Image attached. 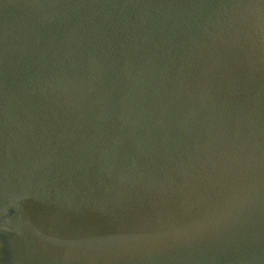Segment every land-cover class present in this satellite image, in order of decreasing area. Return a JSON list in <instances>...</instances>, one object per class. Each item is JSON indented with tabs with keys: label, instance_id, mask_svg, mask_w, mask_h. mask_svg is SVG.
Here are the masks:
<instances>
[{
	"label": "water",
	"instance_id": "1",
	"mask_svg": "<svg viewBox=\"0 0 264 264\" xmlns=\"http://www.w3.org/2000/svg\"><path fill=\"white\" fill-rule=\"evenodd\" d=\"M0 264H264V0H0Z\"/></svg>",
	"mask_w": 264,
	"mask_h": 264
}]
</instances>
